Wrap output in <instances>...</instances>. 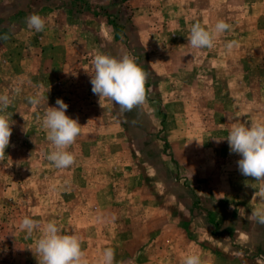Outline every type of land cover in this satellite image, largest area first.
Instances as JSON below:
<instances>
[{"label": "rangeland", "instance_id": "374dc122", "mask_svg": "<svg viewBox=\"0 0 264 264\" xmlns=\"http://www.w3.org/2000/svg\"><path fill=\"white\" fill-rule=\"evenodd\" d=\"M45 19L41 32L26 17ZM231 30L193 49L194 23ZM0 95L12 123L0 159V264H38L25 216L82 241L87 264H264V182L242 176L225 139L233 123H264V0H0ZM236 42L231 51L227 44ZM97 54L132 57L146 102L100 107ZM29 98H39L38 104ZM63 99L81 125L73 166L47 160L43 116ZM221 140L217 143V140ZM247 179V181H246ZM245 181L250 186H245Z\"/></svg>", "mask_w": 264, "mask_h": 264}, {"label": "clouds", "instance_id": "9594fccd", "mask_svg": "<svg viewBox=\"0 0 264 264\" xmlns=\"http://www.w3.org/2000/svg\"><path fill=\"white\" fill-rule=\"evenodd\" d=\"M45 23V19L39 14L34 13L26 17L27 27L37 32L44 30ZM230 30L231 25L224 20H218L210 29H206L200 23H194L187 36L188 45L193 49L213 48L216 38ZM234 46L235 41L227 44L229 51ZM92 68L90 74L92 92L99 97L98 103L102 109L105 100L118 105L121 111H131L146 102V74L132 57L124 55L117 58L97 54L92 59ZM29 102L38 104L40 100L29 98ZM10 103L7 95H0V159L10 146L12 136V123L3 114ZM68 107L63 99L58 98L56 106H48L43 116L46 138L53 146L46 158L61 170L75 164L76 157L68 149L75 144L81 134V125L66 114ZM225 139L229 144L230 154L240 157L236 162L240 174L245 178H251L250 180L264 182V123L256 121H251L247 125L233 123ZM225 139L217 140V143ZM246 181L245 186H250ZM254 195L264 200V183ZM250 215L264 223V210H253ZM19 228L26 233L25 238L39 232L35 249L32 250L38 264H87L80 238L74 234H63L60 226L54 221L42 223L25 216ZM114 259V250L105 249L102 264H114ZM182 264H202V261L199 255L190 254L183 258Z\"/></svg>", "mask_w": 264, "mask_h": 264}]
</instances>
